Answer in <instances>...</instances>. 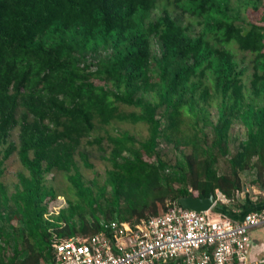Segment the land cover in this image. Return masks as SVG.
I'll use <instances>...</instances> for the list:
<instances>
[{
	"label": "trees",
	"instance_id": "16d2710c",
	"mask_svg": "<svg viewBox=\"0 0 264 264\" xmlns=\"http://www.w3.org/2000/svg\"><path fill=\"white\" fill-rule=\"evenodd\" d=\"M161 2L164 13L152 18ZM245 4L258 11L262 1ZM235 47L252 55L248 66ZM114 121L144 122L149 135L94 134ZM235 122L246 138L230 154ZM16 127L17 141L2 148ZM84 140L111 163L102 185L83 180L76 154L94 167ZM162 141L179 150L174 164L161 156ZM14 152L28 173L11 193L0 182V264H52L53 236L161 215L182 195L236 200L246 171L264 192V8L255 22L232 0H0V178ZM222 156L229 173L216 166ZM55 171L68 174L75 197L46 216L58 195L46 176Z\"/></svg>",
	"mask_w": 264,
	"mask_h": 264
},
{
	"label": "built area",
	"instance_id": "2783aa9c",
	"mask_svg": "<svg viewBox=\"0 0 264 264\" xmlns=\"http://www.w3.org/2000/svg\"><path fill=\"white\" fill-rule=\"evenodd\" d=\"M215 197V205L230 202L221 191ZM214 206L196 211L175 201L165 213L138 222L111 218L90 235H55L52 264H264L248 254L251 230L264 225V207L237 221Z\"/></svg>",
	"mask_w": 264,
	"mask_h": 264
},
{
	"label": "rangeland",
	"instance_id": "374dc122",
	"mask_svg": "<svg viewBox=\"0 0 264 264\" xmlns=\"http://www.w3.org/2000/svg\"><path fill=\"white\" fill-rule=\"evenodd\" d=\"M246 0H232V3L234 6L238 7L240 5L241 14L244 16L245 14H248L249 19L251 21H257L260 15V10L264 8V0L262 1V5L259 7L260 10H252L251 7L246 8L245 4ZM164 5L163 3H159L158 7L152 12L151 17L156 18L159 15L164 13ZM170 11V13L174 17H179L180 21L183 24H191L192 29L197 32L200 30L201 26L197 23V21L190 17L188 13H182L180 14V10L174 9L173 5H168L166 7ZM155 50L158 53L159 49L158 46L155 45ZM236 52L237 58H239L242 66H248L250 64V59L252 55L249 52H242L239 51L236 47L233 48ZM251 69H247L245 72V75L243 76L245 83L248 85L249 77H250ZM95 83H102L99 80H94ZM120 109L124 111H131L136 110V108L124 104H120ZM22 113V108H18V115L20 116ZM211 113L213 118L215 119L217 116V110L215 104L211 107ZM109 133L115 134L119 132H129L130 134L134 135L138 140H144L149 135V127L144 122H137V123H131L126 121H114L112 124L105 127L104 130H97L94 132V134L101 133L105 135L106 131ZM17 133H18V127L14 128L11 132L10 137L8 138V141L6 144L1 146L4 148L7 143L11 140L17 141ZM246 138V128L245 126L240 122H235L231 128V141H230V154L234 153L239 146V143ZM86 140L83 141V146L86 149V151L89 153L90 161L94 164L93 168H87L84 166L83 162L81 161L80 155L76 154V159L80 168V172L82 174L83 180L87 183H97L98 185H102L105 182V173L107 169L111 167V163L101 157L102 151L99 149L98 145H88L85 143ZM107 140L104 141L103 145H107ZM186 151H189V149H185ZM160 154L161 156L168 160L170 163L174 164L177 162V160L180 158L179 150L175 149V147L171 144L166 143L165 141L161 142L160 145ZM144 158L148 161H154V157H148L144 155ZM217 168L220 173H229L231 168L230 164L228 162V157L222 156L219 158L217 162ZM4 173L2 177L0 178V182L4 183L7 190L11 193L15 190V186L19 181L18 174L20 172L28 173V171L23 167L21 164L18 155L16 152L11 154L9 158L5 160L4 165ZM250 172L246 171L243 172V183L248 184ZM248 177V178H247ZM46 182L48 186L53 187L56 192L58 193L57 197L53 200L55 203L50 202L49 204V211L46 213V216L54 215L59 212V210L67 205L66 200L68 198H74L75 193L72 188V184L68 178V174L66 172L62 171H55L52 173L47 174L46 176ZM108 189H110L108 187ZM239 198V192L236 195L235 202L238 201ZM63 204V207H59L60 204ZM17 220H14L13 223L16 224Z\"/></svg>",
	"mask_w": 264,
	"mask_h": 264
},
{
	"label": "crops",
	"instance_id": "0c3cea01",
	"mask_svg": "<svg viewBox=\"0 0 264 264\" xmlns=\"http://www.w3.org/2000/svg\"><path fill=\"white\" fill-rule=\"evenodd\" d=\"M252 177L250 174L248 184H244L243 190L239 193L238 201L230 200V202L225 203L227 210H224L221 214L238 221L247 212L264 207V192L256 185L251 184ZM214 215L216 216V214ZM250 236L249 259L251 261L264 262V225L253 228Z\"/></svg>",
	"mask_w": 264,
	"mask_h": 264
},
{
	"label": "water",
	"instance_id": "95a60500",
	"mask_svg": "<svg viewBox=\"0 0 264 264\" xmlns=\"http://www.w3.org/2000/svg\"><path fill=\"white\" fill-rule=\"evenodd\" d=\"M176 203L184 208L196 211H207L215 205L216 197L213 192H210L206 197H198L190 193L178 197Z\"/></svg>",
	"mask_w": 264,
	"mask_h": 264
}]
</instances>
